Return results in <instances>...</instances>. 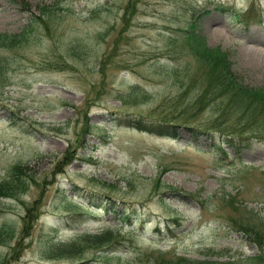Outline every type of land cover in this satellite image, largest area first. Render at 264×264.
<instances>
[{
  "label": "rangeland",
  "instance_id": "1",
  "mask_svg": "<svg viewBox=\"0 0 264 264\" xmlns=\"http://www.w3.org/2000/svg\"><path fill=\"white\" fill-rule=\"evenodd\" d=\"M216 3L242 15L251 5L255 15L264 12V0H0V34L16 35L0 47V184L26 182L18 195L0 194V262L51 264L47 250L80 241L76 230L119 225L150 237L176 218L164 238L121 246L114 263L175 264L170 259L188 256L264 264V137L255 135L241 160L230 147L219 162L204 135L194 140L179 127L174 139L127 124L196 102L208 68L193 48L194 23L210 47L229 53L238 80L264 87V50L250 44L252 35L264 39V17L247 25ZM229 100L207 99L198 120H228ZM239 116L231 122L244 124ZM32 205L40 213L33 219ZM87 207L85 225H57L68 208ZM249 219L256 235L234 225L252 229Z\"/></svg>",
  "mask_w": 264,
  "mask_h": 264
},
{
  "label": "trees",
  "instance_id": "2",
  "mask_svg": "<svg viewBox=\"0 0 264 264\" xmlns=\"http://www.w3.org/2000/svg\"><path fill=\"white\" fill-rule=\"evenodd\" d=\"M213 2L209 1L208 6H210ZM215 8H219L222 12H227L234 14L236 18L240 20V22H245L248 24L256 17H264V12L258 8L256 15L253 11L257 8L255 5H251L248 10L245 12V15L239 14L235 12V8H231L227 6L225 3H216ZM256 7V8H255ZM208 8H205L204 11H207ZM191 33L190 37H192L191 41L193 44V48L195 49L198 57L202 60V62L206 65V82H204L203 91H201L196 99V102L190 108L187 106L183 110L179 112L171 111L170 106H166L165 110L155 112V115H149L150 120L144 123V119H137L134 121H127V124L132 128L140 129L141 131H150L153 134H160L161 136H171L174 139L178 137V128L182 127L184 129H189L193 132L194 140L195 137H199L204 135L207 140H210V146L208 152L215 153L218 158L217 161H226L229 157V150L232 149L234 151V159L241 160L242 157V149L244 146L249 147L251 142L253 141V137L259 136L264 137V87H260L259 89H255L252 86L244 85L243 82L238 80L237 77L232 71V62L230 60L229 53L226 51H222L219 47L212 48L210 47L205 37L198 36V34L194 31L196 27L195 23L190 25ZM7 37L13 38L14 36L8 35V33L0 34V47L3 44H7L8 46H12V42L7 41ZM196 78L194 79V81ZM222 98L223 96H227L229 100L228 111L226 113H231L229 119H223L218 114V116L212 118V120H208V122H203L198 120L199 116L195 114L197 109L200 106H203L204 102L208 100ZM170 108V109H169ZM200 111V110H199ZM198 111V112H199ZM239 119L244 118V124H239V122H231L232 117L235 114H239ZM197 115V116H195ZM231 118V119H230ZM200 122H198V121ZM194 140H191V145L194 147L198 146ZM231 147V148H230ZM230 148V149H229ZM229 149V150H228ZM26 183V182H25ZM24 183V184H25ZM24 184L21 180H12V182H6L4 184H0V194L8 195L9 197L18 195L25 189ZM7 193H2V189ZM11 188V190H8ZM177 194H180V191H175ZM37 202V200L35 201ZM98 205V204H96ZM95 205V206H96ZM32 207L28 208V213L33 219V217L37 216L40 213H37L36 209ZM102 207V206H101ZM88 209V210H87ZM130 209V208H128ZM132 210L130 209L129 212ZM92 212L90 208L87 207L82 212L76 211L75 209H67L66 213L57 216V225L63 226L66 225L70 230H74L79 225H85L90 216H92ZM26 225L25 231H29L32 225H29L30 222H27V217L24 218ZM256 222V221H255ZM253 220H246V224L253 225L252 229L247 226L241 225V223H237L235 221L234 225H240L243 227V231L248 232L249 234L256 235L254 226L256 223ZM180 224V221L176 218L168 219L166 221V226L156 225L154 235H151L148 239L152 242L157 241V235L160 237L159 239L164 238V230H171L172 224ZM233 225V224H232ZM58 227V226H57ZM166 228V229H165ZM147 230L141 228L139 230L128 228V231L124 232V227H120L119 225L115 227H104L101 233H81L80 230H76L75 233L78 237L81 236L82 239L80 241H71L66 240V242H60L62 245H57L54 249L47 250V256L44 258L46 260L51 261V264H96L98 261L101 263H114L111 256L115 255V253L120 250V247L128 248L129 246H134L140 239L145 240V234ZM124 233V234H122ZM254 233V234H253ZM256 237L259 238V235ZM75 240V239H74ZM103 242L105 244H99V242ZM59 243V242H58ZM87 243V244H86ZM86 244L82 248V245ZM18 248L16 251L19 253L22 251V242L19 241ZM103 246L110 247L109 254H105V248ZM93 247L97 248L98 254H85V248ZM175 264H181L179 261H182L183 264H211L210 258H198V257H188L183 256L179 259L172 258ZM9 260H3L0 264H8ZM217 263V262H216ZM169 264V263H167Z\"/></svg>",
  "mask_w": 264,
  "mask_h": 264
},
{
  "label": "bare ground",
  "instance_id": "3",
  "mask_svg": "<svg viewBox=\"0 0 264 264\" xmlns=\"http://www.w3.org/2000/svg\"><path fill=\"white\" fill-rule=\"evenodd\" d=\"M250 37H252L251 38V41L252 42H250V44L252 43L253 44V50H254V52H256V51H263L264 50V39H260L261 37H259V36H257V35H252V36H250ZM253 42H258L257 44L256 43H253ZM253 52V53H254ZM40 218V217H39ZM38 218V219H39ZM35 223H36V221H35ZM34 227H35V224L33 225ZM30 236V235H29ZM77 236V235H76ZM54 237V236H53ZM53 239V238H52ZM60 239H61V237H60ZM54 240H56V239H54ZM53 243V242H52ZM55 243H56V241H55ZM60 243V242H59Z\"/></svg>",
  "mask_w": 264,
  "mask_h": 264
}]
</instances>
